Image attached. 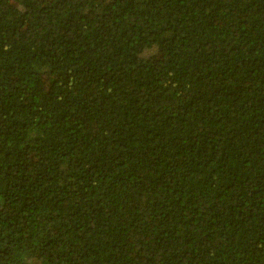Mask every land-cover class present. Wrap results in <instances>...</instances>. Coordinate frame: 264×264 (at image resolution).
<instances>
[{
	"label": "trees",
	"instance_id": "trees-1",
	"mask_svg": "<svg viewBox=\"0 0 264 264\" xmlns=\"http://www.w3.org/2000/svg\"><path fill=\"white\" fill-rule=\"evenodd\" d=\"M0 264H264V0H0Z\"/></svg>",
	"mask_w": 264,
	"mask_h": 264
}]
</instances>
